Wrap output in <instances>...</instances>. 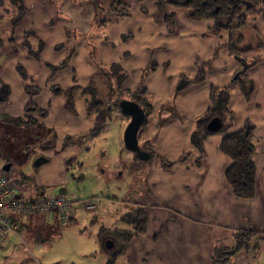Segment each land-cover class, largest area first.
I'll return each instance as SVG.
<instances>
[{
    "label": "rangeland",
    "instance_id": "rangeland-1",
    "mask_svg": "<svg viewBox=\"0 0 264 264\" xmlns=\"http://www.w3.org/2000/svg\"><path fill=\"white\" fill-rule=\"evenodd\" d=\"M37 1L43 7L35 13L36 8L29 6V0H0V74L5 69L3 78L0 76V110L4 107L11 110L22 108L28 116L34 114L42 119L40 111L32 110L40 108L41 112L53 110L56 116L58 109L65 105V91L72 86L78 87L75 97L80 106L88 107L94 102L103 105L99 109L95 108L89 115L88 119L95 129L91 134L83 135L81 141L77 140V135L62 142L58 139L56 129L38 123L31 124V120V125L20 127L0 122V176L6 177L12 183L17 194L18 191L21 192V198L37 193V186L42 190L46 186H52L45 190L44 196H54L61 192L63 196L76 201V206L79 204L76 196L80 198L93 194V190L100 187L95 179L99 175L106 182L101 186L104 187L102 191L94 193L93 196L116 204L121 200L118 185L131 180L132 193L128 194V201H132L133 208L128 205L117 209L109 218H92L94 220L87 226L77 225L75 222L62 226L54 221L47 228L35 225L31 230L20 234V237L23 234L22 239H32L35 234L44 233L49 260H58L60 264H98V255L94 253L93 247L96 240L102 249L103 264H111L123 242L117 236L118 228L122 225L115 222V216L123 210L124 218L130 220L151 199L147 188V172L152 158H135L134 152L125 146L124 133L132 117L123 114L117 105L122 101L133 100L128 89H143L148 84L158 90L159 94L148 97L150 102L154 101V104L159 105L148 126H141L137 132L138 146L147 147L154 152L153 134L157 135L161 126L168 121L181 120L182 115L175 106V98L186 86L185 81L195 76L190 75L189 71L192 63L198 62V69L202 67L211 79H217L224 73L226 66L230 67V60H225L220 43L214 49L213 55L207 57L209 54L204 53L201 44L190 35L188 23L196 20L190 18L189 8L178 4L185 0H123L124 5L127 3L129 12L123 17L108 12V5L112 0H69L68 7L79 15H70L63 11L65 0ZM120 8L121 6H117V9ZM169 14L174 16L175 26L172 29H168L163 23L164 16ZM112 18L121 20L115 22ZM244 20L246 26L243 29L227 32L224 36L233 43L236 35L240 37L237 47L252 49L247 55L248 60H264V8L246 13ZM62 26L65 27L64 33L71 44L62 41V34L57 35L54 43L56 54L43 59L45 38L48 39L49 31ZM82 26L84 31L79 29ZM119 27L122 29L121 35L123 34L120 37V41L124 43L122 48L131 44L130 50L123 53L128 66V69L123 68L126 76L122 78L119 70H115V74L101 79V71L107 65L99 59L102 51L98 41L107 40L108 29L115 33ZM137 35L142 39L148 35V40L140 42L138 38L137 42L128 43ZM202 37H216L220 40L210 32L203 33ZM79 42L83 43L80 47ZM54 44L47 43L48 49ZM75 55L79 59L76 67L73 63ZM247 65V69L237 77L239 80L235 81L237 78L234 75L233 82L248 102L256 89L254 77L258 81L261 73L258 68ZM89 68H95V72L89 74L85 88L82 82L86 79ZM248 82L253 87L249 98L245 96V90H248L245 85ZM242 83L245 84L244 88ZM57 89L61 92L57 93ZM66 111L68 112L67 109ZM196 122L197 120L195 127ZM144 131L147 134L145 143L142 135ZM224 133L218 131L213 134ZM39 156H44L47 161L36 167L34 162ZM51 157L64 158V168L70 178L66 191L55 190L52 178L39 176L45 165L52 163L49 159ZM7 165L9 169L5 171L4 167ZM47 170H54V167L50 166ZM126 212L130 214L129 217ZM94 213L87 210L84 216L91 217ZM98 224L109 228V231L98 233ZM23 240L21 243L27 249ZM108 240L113 243L111 249L106 248ZM31 244L28 242V246L32 248ZM88 247L89 249H85ZM82 250H90L93 252L90 254L92 256L84 257L80 253ZM35 257L38 263L45 264L47 261L37 252ZM116 258L114 264H126L123 254Z\"/></svg>",
    "mask_w": 264,
    "mask_h": 264
},
{
    "label": "crops",
    "instance_id": "crops-1",
    "mask_svg": "<svg viewBox=\"0 0 264 264\" xmlns=\"http://www.w3.org/2000/svg\"><path fill=\"white\" fill-rule=\"evenodd\" d=\"M63 2H65L63 5L64 12L70 15H79L68 7V4H70L69 0ZM113 2L114 0L109 4L111 5ZM29 3L31 8H36L35 13L43 7L37 0H29ZM110 5H108V12L115 16L123 17L129 14L127 3L125 4L127 15L111 12ZM169 15H172L175 26L173 14ZM165 16L163 18L164 25H166L164 22ZM112 20L117 22V20L121 19L112 18ZM202 21L205 23H202ZM188 24L190 35L194 36L195 40L201 44L204 53L209 54L207 57L213 55L212 53H214V49L219 43L223 46L222 52L225 53V60H230V67L226 66L224 73L217 79H211L210 75L204 71V77L201 81H191L192 78L197 76L199 70L203 69L202 67L198 69V62L192 63L189 71H191L190 75L195 76L191 77V79L184 77L188 78L189 83L185 84L186 86L177 93L175 98V106L182 115L181 120L175 119L174 122L170 120L161 126L157 135L153 134L154 152L149 149L152 159L148 158L151 160L147 172V188L151 194V199L141 210H138L139 214L138 211L136 212L143 219L146 218L145 231L139 236H133L121 254H123L126 264H214L217 249L223 250L226 254L235 248L237 243L235 234L237 231L254 229L255 236L250 246L225 256L227 257L225 264H264V244L261 243L259 250L254 248L257 237L264 236V60L258 58L260 60L253 63L251 62L252 59L248 60L247 55L251 53V48H239L241 50L250 49L243 56L245 60L230 54L228 47L230 39L224 36L227 31L216 35L220 40H217L216 37H202L205 32L213 34L212 21L210 20H196V22ZM64 28L62 26L59 29L55 28L49 31L48 39L45 38L46 41L44 40L46 49L42 54L43 59H47L48 55L56 54L54 52L56 44L54 43L57 35L62 34V38L60 37L62 41L71 44V41L64 33ZM79 29L84 31L83 26L79 27ZM121 33L122 29L120 27L115 33H113L112 29H108L107 40L98 41L102 51L99 59L104 65H107L104 71H101V79H106L111 74H114L117 69L123 71L126 76L124 69H128V66L126 59L123 58V53L130 50L131 44L126 45L124 49L122 48L124 43L120 41V37L123 35ZM138 38L140 42L147 41L148 35L143 39L141 36H134L128 43L137 42ZM235 40L234 44L237 47L236 43L240 40V37L236 35ZM46 42L54 45H51L48 49ZM82 44V42H79L78 47ZM109 45H111V48ZM243 61L246 64H250L252 68H258L261 73L258 81L254 77L256 89L248 102L244 99L238 86L233 82V77L241 69ZM77 62H79L78 57L73 62L75 67ZM93 72H95V68L87 70V77L82 82V85H85L83 87L87 88V79L89 74ZM4 73L5 69L1 71L0 76L2 78ZM211 87L228 88L229 110L232 112L233 119L228 124L224 134L207 136L197 146L192 142L193 133L197 130V122L195 127V120L201 117L210 106L209 94ZM77 88V86H72L66 90H74V112H67L64 105L62 109H58L56 116L53 110L42 111L43 114H39L43 117L41 119L34 114H29L28 116L22 108L11 110L4 107L0 110V122L6 118H30L47 128L56 129L58 139L60 138L62 142L77 135V140L81 141L83 135L91 134V131L95 128H93V123L88 119L89 115L92 114L89 113V106L83 107L78 104L75 97ZM128 91L131 96L134 93L146 91V97L151 106L147 122L141 125L146 128L159 105L154 104V101L150 102L148 96L159 94V92L148 84L143 89L134 91L128 89ZM56 92L60 93L61 90L57 89ZM35 109L41 112L40 108ZM248 124L253 126L255 135L253 141L255 148L253 163L256 170L257 184L255 196L243 199L234 195L231 186L226 180L225 173L232 160L219 150V146L225 135L243 130ZM84 130L85 132H83ZM142 135L145 139L147 137L146 131L142 132ZM146 141L145 139L144 143ZM49 159L52 162H49L51 165H45L39 176L52 178V185H55V190L66 191L70 178L64 168V158L55 157L53 159L51 157ZM166 164L170 166L167 167L165 166ZM50 166L54 167V170H47ZM79 175L84 176L83 174ZM95 179L100 187L94 189L93 194L102 191L104 187L101 186L106 182L102 175L97 176ZM51 188L52 186H46L42 190V188L37 186L35 190L38 192L33 195L27 193L29 196L25 199L44 196L45 190ZM117 189L121 195V200L118 204L110 203L102 198L99 199L97 206L93 209H87L84 205L77 204L68 224L75 222L77 225L87 226L97 217L99 219L103 217L109 218L116 213L117 209H123L124 206L127 207L129 205L130 208H133L132 201H128V194L132 193V181L119 184ZM37 194L38 196H36ZM93 194L80 198L76 197L78 201H84L92 197ZM18 195L22 196L21 192L18 191ZM87 210L95 213L91 217H86L84 214ZM132 212L133 210L130 213ZM126 213L128 214V212ZM127 216L129 217L130 214ZM124 217L125 212L123 210H120V213L115 216V222L122 225L118 228V231H132L131 222ZM92 218L94 219L92 220ZM15 219L18 223L19 235L9 234L0 241V264H42L36 261V252L47 260L44 262L45 264H60L58 260H49V249L45 248L44 233L35 234L32 239L25 237L23 240V234L20 237L22 232L31 230L35 225L47 228L54 221H58L57 217L54 214H47L42 216H17ZM96 230L98 233H103L108 232L109 228L98 224ZM22 240L27 249L21 243ZM28 242L32 243V248L28 246ZM93 244L94 253L96 252L98 255V264H103L101 259L103 256L102 249L96 240ZM85 249H89V247ZM97 249H99L98 252ZM80 253L85 257L92 256L90 254L93 252L82 250ZM115 260L111 264H114Z\"/></svg>",
    "mask_w": 264,
    "mask_h": 264
},
{
    "label": "trees",
    "instance_id": "trees-1",
    "mask_svg": "<svg viewBox=\"0 0 264 264\" xmlns=\"http://www.w3.org/2000/svg\"><path fill=\"white\" fill-rule=\"evenodd\" d=\"M178 4L191 10L190 18L192 20L212 21V32L215 35H219L223 31L232 32L233 30H240L244 28L246 26V22L244 20L246 13L251 12L253 9L264 8V0H185L184 2ZM117 6H121V8L117 9ZM110 11L123 15H127L128 13L123 0H114V2L110 5ZM164 22L168 29L173 28L174 24L172 15L165 16ZM228 47L230 54L237 56V58L241 60H245L243 56L250 50H241L237 48L232 41L229 42ZM259 60L260 59L258 58H254L251 60V62H258ZM117 70H119L120 76L124 78V72L120 69ZM203 77L204 70L200 69L197 76L191 81H201ZM236 80L239 79L237 78L235 81ZM186 83H189V80H186L185 84ZM247 84L248 85L242 83L243 88L248 86V90H245V96L249 98L253 92V87L252 83L248 82ZM73 92L74 90H68L65 92L67 99L65 102V109L71 112H74ZM209 99L210 106L206 112L197 119V130L192 136V142L197 146L200 145L205 137L213 134L206 129V124L213 117H219L221 119L222 125L221 129L219 130L221 132H226L228 124H230L233 119L232 112L229 110V92L227 87H211ZM132 101L143 110L144 118L141 125H144V123L147 122V117L151 112V106L146 97V91L134 93ZM117 106L120 109L119 104ZM99 107H102V104L99 102H94L88 107L89 113H93L94 109H99ZM32 110L37 111V109ZM28 111L30 110L28 109ZM121 112L125 114L122 110ZM39 114L42 115L43 113L40 112ZM30 120L32 121L31 124H36V121H33V119L30 118H6L1 121V124L11 125L14 127H20L24 125L29 126L31 125L29 124ZM254 139L255 135L253 126L248 124L243 130L225 135L219 146V150L232 160L231 165L228 167L225 173V177L228 184L231 186L234 195L238 198H253L256 193L257 179L255 165L253 163V154L255 152L253 143ZM140 149L146 151L149 155V158H151V153L147 147L142 146ZM133 152L135 158H139L136 152ZM165 166L169 167L170 165L166 164ZM129 221L131 222L133 229L132 231H119L117 233V236L120 237V241L122 239L123 242L121 243V249L113 256L111 263L113 260H115L116 256L124 252L128 242L133 236H139L145 231L146 218L143 219L141 217V219H130ZM254 236V229L237 231L235 234V239L237 241L235 248L226 254L223 250L217 249L215 252L214 264H225L227 261V257L225 256L233 254L236 250L241 248H248L253 241ZM256 241L257 242L254 245V248L259 250L261 243L264 244V236L257 237Z\"/></svg>",
    "mask_w": 264,
    "mask_h": 264
},
{
    "label": "built area",
    "instance_id": "built-area-1",
    "mask_svg": "<svg viewBox=\"0 0 264 264\" xmlns=\"http://www.w3.org/2000/svg\"><path fill=\"white\" fill-rule=\"evenodd\" d=\"M99 199L90 197L82 204L87 209L95 207ZM74 212V205L63 195L51 197L38 196L33 199L18 197L12 183L4 176L0 177V241L7 235H19L17 216L35 214H54L62 226H66Z\"/></svg>",
    "mask_w": 264,
    "mask_h": 264
},
{
    "label": "water",
    "instance_id": "water-1",
    "mask_svg": "<svg viewBox=\"0 0 264 264\" xmlns=\"http://www.w3.org/2000/svg\"><path fill=\"white\" fill-rule=\"evenodd\" d=\"M247 68V64H242L241 71L237 72L235 78L239 76V74L243 73ZM120 109L127 114L128 116L132 117L131 123L127 126L125 133H124V144L125 146L136 152L138 157L142 160H148L149 155L146 151L141 150L137 144V132L141 127L144 112L143 110L133 101H122L119 104ZM221 119L219 117H213L207 124L206 129L211 133L218 132L221 129ZM47 158L44 156H39L35 162L34 166H40L42 163L46 162ZM9 169V165L4 167V170L7 171ZM113 246L112 241L108 240L106 242V248L111 249Z\"/></svg>",
    "mask_w": 264,
    "mask_h": 264
},
{
    "label": "bare ground",
    "instance_id": "bare-ground-1",
    "mask_svg": "<svg viewBox=\"0 0 264 264\" xmlns=\"http://www.w3.org/2000/svg\"><path fill=\"white\" fill-rule=\"evenodd\" d=\"M18 197H19V195H18ZM92 197H93V196H92ZM89 198H90V197H89ZM95 198H96V197H95ZM97 198L100 199L99 197H97ZM70 201L73 203V205H74V211H75V209H76V203H77V202H75V201H73V200H70ZM98 201H99V200H98ZM98 201H97V202H98ZM78 203H79V204H82V201H78ZM82 205H84V204H82ZM96 206H97V203H96L95 207H96ZM95 207H94V208H95ZM85 208H86V207H85ZM92 209H93V208H92ZM73 213H74V212H73ZM72 216H73V214H72ZM72 216H71V218H72ZM71 218H70V220H71ZM70 220H69V221H70Z\"/></svg>",
    "mask_w": 264,
    "mask_h": 264
},
{
    "label": "flooded vegetation",
    "instance_id": "flooded-vegetation-1",
    "mask_svg": "<svg viewBox=\"0 0 264 264\" xmlns=\"http://www.w3.org/2000/svg\"><path fill=\"white\" fill-rule=\"evenodd\" d=\"M243 64H246V63H244V61H243ZM248 66V65H247ZM247 69V68H246ZM140 148V147H139ZM140 212L138 211V214H139ZM137 213L134 215V217L133 218H131V219H133V220H137V219H141V217H138L139 215H138ZM138 215V216H137Z\"/></svg>",
    "mask_w": 264,
    "mask_h": 264
}]
</instances>
